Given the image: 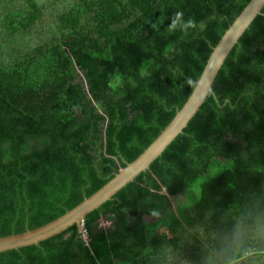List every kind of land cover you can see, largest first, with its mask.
<instances>
[{"label":"trees","instance_id":"1","mask_svg":"<svg viewBox=\"0 0 264 264\" xmlns=\"http://www.w3.org/2000/svg\"><path fill=\"white\" fill-rule=\"evenodd\" d=\"M249 1L0 0V238L56 220L136 160ZM0 264H264V9L149 170Z\"/></svg>","mask_w":264,"mask_h":264},{"label":"water","instance_id":"2","mask_svg":"<svg viewBox=\"0 0 264 264\" xmlns=\"http://www.w3.org/2000/svg\"><path fill=\"white\" fill-rule=\"evenodd\" d=\"M263 9L264 0L249 1L213 48L203 72L185 104L161 134L136 160L120 169L95 194L86 198L78 206L56 220L35 230L0 238V254L39 245L73 226L81 227L89 214L110 201L127 185L134 182L140 174L149 170L153 162L163 154L198 113L208 95L212 92L213 84L226 59L250 25L262 14Z\"/></svg>","mask_w":264,"mask_h":264},{"label":"rangeland","instance_id":"3","mask_svg":"<svg viewBox=\"0 0 264 264\" xmlns=\"http://www.w3.org/2000/svg\"><path fill=\"white\" fill-rule=\"evenodd\" d=\"M180 200H181V199H180ZM173 204L175 205L174 201H173ZM146 221H147V222H153L154 220L151 219V218H146ZM100 227H101L102 229H108V228L111 227V222L108 221L106 218H105V219H102V220L100 221Z\"/></svg>","mask_w":264,"mask_h":264}]
</instances>
